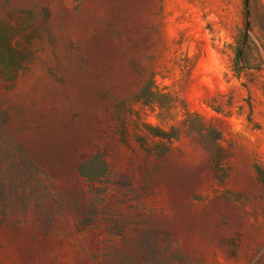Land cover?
<instances>
[{
    "label": "rangeland",
    "instance_id": "obj_1",
    "mask_svg": "<svg viewBox=\"0 0 264 264\" xmlns=\"http://www.w3.org/2000/svg\"><path fill=\"white\" fill-rule=\"evenodd\" d=\"M0 264H264V0H0Z\"/></svg>",
    "mask_w": 264,
    "mask_h": 264
}]
</instances>
